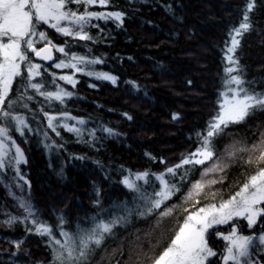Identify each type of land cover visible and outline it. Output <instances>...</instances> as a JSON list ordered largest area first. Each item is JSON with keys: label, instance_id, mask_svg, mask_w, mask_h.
Masks as SVG:
<instances>
[{"label": "trees", "instance_id": "16d2710c", "mask_svg": "<svg viewBox=\"0 0 264 264\" xmlns=\"http://www.w3.org/2000/svg\"><path fill=\"white\" fill-rule=\"evenodd\" d=\"M247 3L108 0L107 5L88 6L87 11L119 12L121 20H91L85 28L91 37L87 41L65 37L47 25L38 27L53 44L64 47L70 58L76 55L101 62L79 65L83 70L74 73V86L55 79L59 88L71 93L63 102L49 101L29 87L26 69L15 79L9 94L16 101L12 111L27 127L21 135L14 121L0 122L10 125V139L24 156L19 165L13 161V166L0 170V264H52L49 237L36 233L22 202L38 210L37 219L51 227L59 239L61 218L64 230L71 233L78 225L91 227L93 218L103 216L108 221L127 216L87 264H152L188 214L227 200L240 189L257 168L258 153L252 151V145L264 139V111H255L242 123L229 124L213 138L215 155L211 160L185 165L174 177L167 175L180 190L151 215H139L143 201L134 200L136 194L122 180L127 173L147 171L152 174L150 183L140 185L152 194L160 187L155 175L165 173L200 146L197 133L206 135L209 121L219 111L227 78L225 47L233 29L242 22ZM68 7L80 13L85 10L83 5ZM248 15L250 28L238 37L234 55L240 75L255 91L264 92V0H254ZM27 55L32 63L41 65L39 79L32 82H42L44 77L41 91H53L46 82L60 54L56 52L51 65L36 62L29 52ZM84 71L114 76L116 82L95 79ZM62 72L70 75L72 70ZM173 114L179 118L173 120ZM49 117H55L54 128L49 127ZM67 117L77 121L73 126L81 129L79 135L63 127V121L69 122L68 126L73 123ZM80 120L84 124H79ZM12 157L8 154L6 159ZM249 158L253 163H246ZM216 164L222 170L202 176ZM185 169L190 171L181 180ZM212 180L216 183H209ZM197 181L204 183L203 190L186 200ZM124 204L132 209L131 214L113 207ZM167 207H173L172 215L161 218L159 213ZM13 217L17 219L7 223ZM233 224L239 234L254 238L249 250L251 264H264L263 246L255 239L264 233V216L251 228L245 220ZM229 225L208 230V246L217 255L206 264H220L225 242L218 236L224 235Z\"/></svg>", "mask_w": 264, "mask_h": 264}, {"label": "snow or ice", "instance_id": "6c2138e0", "mask_svg": "<svg viewBox=\"0 0 264 264\" xmlns=\"http://www.w3.org/2000/svg\"><path fill=\"white\" fill-rule=\"evenodd\" d=\"M97 3L100 6H105L108 0H0V122L14 121L16 131L21 135H23L22 129L27 127L22 117L13 114L12 109L16 101L9 98L14 81L17 77H22L23 69L27 71L28 86L49 101L63 102L64 97L71 96L70 92L59 88L55 92L41 91L44 87L42 82L31 83L35 77L40 75L41 65L32 63L27 53H34L37 58L45 61L54 59L53 49L67 54L64 47H57L52 43L46 32L38 31V27L41 25H47L65 37L87 41L91 37L85 28L91 20H121L119 12L87 11L88 6ZM70 4L83 5L85 10L80 13L79 10L69 8ZM253 8L254 0H248L242 22L232 31L231 45L226 46L224 57L228 62V66L225 68L227 78L224 86L226 90L221 93L219 111L209 121L206 135L197 133L200 146L174 167H168L165 173L156 174L155 179L159 181L160 187L159 190L154 189L152 194H148L146 189L138 183V181H143L145 184L150 183L148 178L152 174L147 171L135 174L134 178L125 177L122 180L124 186L136 194L134 200L143 201L144 210L140 211L139 215L153 214L180 190L179 186L166 179L167 175L174 177L177 175V169L183 168L185 165H202L211 160L215 155L213 138L221 135L229 124L242 123L255 111H264V92L255 91L249 86L250 82L240 75L239 62L234 55L240 43L238 37L250 28L248 13ZM35 36H39L40 41L45 42L44 47L39 49L35 47L38 42L32 39ZM71 61L69 63L60 61L54 64V67L77 69V64H98L101 62L95 59L86 61L84 57L76 55L71 56ZM59 79L75 85L71 76H60ZM97 79L109 80L113 84L116 82L114 76L103 73L97 74ZM67 118L71 119V117ZM172 118L176 120L179 117L173 114ZM53 119L55 117H49V127L51 128L55 127L52 123ZM78 123L84 124V121L80 120ZM9 127V124L0 123V170L13 166V161L15 165L24 161L23 153L14 140L11 141V147L15 148V156L6 159L9 152L7 147L10 141ZM63 127L78 135L81 132V129L75 127L67 125H63ZM105 131L111 134L110 129H105ZM252 151L258 153L255 157L257 164L255 173L248 176L239 191L229 199L221 201L218 206L211 204L188 214L175 231L167 247L152 261V264H206L210 257L217 255L207 243L206 234L209 228L217 224H226L234 217L246 219L251 228L257 222L258 217L264 216V207H260L264 205V166H261L264 165V139H261L258 144L252 145ZM229 155H234V153ZM161 162L163 163V161ZM246 163L251 164L253 160L249 158ZM217 170H222L219 164L205 169L202 176H207L209 172ZM189 171L190 169H185V175L181 177V180L186 178ZM209 183H216V181L212 180ZM203 188L204 183L197 181L192 185V190L185 199L190 200L194 194L199 195ZM96 203L99 204V201ZM21 206L25 208L28 217L33 218L32 222L36 233L49 237L53 253L52 264H87L89 257L102 246L106 236L113 234L116 225L127 219V216H120L106 221L103 216H100L98 220L93 218L91 227L85 228L78 225L77 231L70 233L64 230L62 226L64 221L61 218L60 236L62 239H59L53 234L51 227L37 219L39 212L33 210L30 203L22 202ZM113 207H122L128 214L132 212V209L128 208L126 204L113 205ZM104 211L106 210L101 208V212ZM172 212L173 207H167L159 213V216L161 218L171 216ZM15 219L17 218L13 217L7 223L11 224ZM222 238L227 241L226 251L221 256L223 264H251L249 250L254 247L252 236L238 235L237 229L233 227L231 233L222 236ZM255 239L264 245V234Z\"/></svg>", "mask_w": 264, "mask_h": 264}, {"label": "rangeland", "instance_id": "374dc122", "mask_svg": "<svg viewBox=\"0 0 264 264\" xmlns=\"http://www.w3.org/2000/svg\"><path fill=\"white\" fill-rule=\"evenodd\" d=\"M96 5H99L98 3L96 4ZM38 31H42V30H40L39 28H38ZM32 39L33 40H35V41H38L36 44H35V47L36 46H41V45H44L45 44V42L44 41H40V39H39V36H35V37H32ZM231 45V39H230V42H229V45L228 46H230ZM226 48V47H225ZM226 50V49H225ZM57 52V51H56ZM65 52H66V50H65ZM59 54H60V58H59V60H58V62L57 63H59L60 61H64L65 63H69V62H72L71 61V58H70V56H68V54H65V53H60V52H58ZM224 57H225V55H224ZM225 59V58H224ZM225 62V68L228 66V62L225 60L224 61ZM56 64V63H55ZM79 65H81V64H77V69H81L80 68V66ZM52 67H54V66H52ZM224 68V69H225ZM67 69H71L72 70V73L70 74V75H68V74H64L62 71H64V70H67ZM77 69H73V68H68V67H64V68H56V67H54V70L52 71V72H49L48 73V76H49V78H51V79H48L49 81H48V83L46 82V85L47 86H49V87H53V92H55L58 88H59V86H57L58 85V83H56L55 82V79H57L58 81H61V82H64V83H67V82H65L64 80H61V79H59V77L60 76H71L72 78H73V80H74V77H73V75H74V73H77V72H82V70H77ZM84 72H86L87 74L88 73H92L91 75H89L88 74V76H91V77H93V78H95V79H97V74H100V73H97V72H93V71H84ZM39 77H40V75L39 76H37V77H35L32 81H34V80H36V79H39ZM54 80V81H53ZM101 80H104V79H101ZM31 81V82H32ZM39 81H42V80H39ZM45 81V78L43 77V81L42 82H44ZM75 81V80H74ZM106 81H109V80H105V82ZM109 82H111V81H109ZM33 83V82H32ZM67 84H70V83H67ZM225 84V83H224ZM70 85H72V84H70ZM59 89H61V88H59ZM226 89H225V86H224V89H223V91H225ZM222 91V92H223ZM221 92V93H222ZM21 117V116H20ZM70 121V120H69ZM71 122H73L72 123V125H70V126H68V127H74L73 125H75V123L77 122L76 120H74V119H71ZM12 123H13V121H12ZM49 123V122H48ZM69 123V122H68ZM68 123H65L64 121H63V124L65 125V124H68ZM15 129H16V125H15ZM11 139H10V141L8 142V144H7V147L9 148V152H8V154H11L13 157L15 156V148H12L11 147ZM126 177H131V178H134L135 177V174H128L127 173V175H126ZM124 179V178H123ZM141 182H143V181H138V183L140 184ZM239 191V190H238ZM232 195H234V194H232ZM220 203V202H219ZM219 203H213V204H216L217 206L219 205ZM211 205V204H210ZM208 206V205H207ZM207 206H203V207H207ZM260 207H262V205L260 206ZM199 209V208H198ZM197 209V210H198ZM196 210V211H197ZM194 213V212H193ZM259 219H260V217H258L257 218V222H259ZM238 220H245L246 222H247V220L246 219H243V218H240V217H234L232 220H230L228 223H226V224H217V225H214L212 228H215V227H218V226H225V225H228V224H230L229 226H228V231H226V233L224 234V235H220V236H218V237H220L224 242H225V251H226V245H227V241H225L223 238H222V236H227V235H229L230 233H231V230H232V228L234 227L233 225V222H235V221H238ZM256 222V223H257ZM230 227V228H229ZM212 228H209L208 230H210V229H212ZM239 231H237V234L238 235H242V234H239L238 233ZM262 234H264V233H262ZM262 234H260V235H262ZM60 239H62V237L60 238ZM259 241V240H258ZM263 246V249H264V245H262ZM225 251H224V253H225ZM211 258H213V257H210L209 259H208V261L211 259ZM221 258V257H220ZM207 261V262H208ZM206 262V263H207ZM220 264H223V261H222V259H221V262H220Z\"/></svg>", "mask_w": 264, "mask_h": 264}, {"label": "water", "instance_id": "95a60500", "mask_svg": "<svg viewBox=\"0 0 264 264\" xmlns=\"http://www.w3.org/2000/svg\"><path fill=\"white\" fill-rule=\"evenodd\" d=\"M44 46H45V45H41V46H39V48L44 47ZM39 48H37V49H39ZM29 53L32 54L31 57H33V59H34L36 62L41 63V64H44V65H51V64H53V63L55 62V59H56V56H55V55H56V52H55L54 49H53V53H52L54 59L51 60V61L40 60L39 58H37V57L35 56L34 53H31V52H29Z\"/></svg>", "mask_w": 264, "mask_h": 264}]
</instances>
